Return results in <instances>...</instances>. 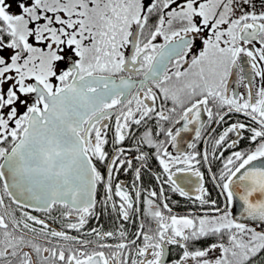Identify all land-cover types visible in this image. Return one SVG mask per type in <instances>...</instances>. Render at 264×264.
Instances as JSON below:
<instances>
[{
  "label": "snow or ice",
  "instance_id": "1",
  "mask_svg": "<svg viewBox=\"0 0 264 264\" xmlns=\"http://www.w3.org/2000/svg\"><path fill=\"white\" fill-rule=\"evenodd\" d=\"M0 264H264V0H0Z\"/></svg>",
  "mask_w": 264,
  "mask_h": 264
},
{
  "label": "flooded vegetation",
  "instance_id": "2",
  "mask_svg": "<svg viewBox=\"0 0 264 264\" xmlns=\"http://www.w3.org/2000/svg\"><path fill=\"white\" fill-rule=\"evenodd\" d=\"M215 195V194H214Z\"/></svg>",
  "mask_w": 264,
  "mask_h": 264
}]
</instances>
